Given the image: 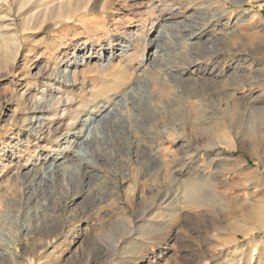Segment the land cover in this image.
I'll use <instances>...</instances> for the list:
<instances>
[{
	"label": "rangeland",
	"instance_id": "1",
	"mask_svg": "<svg viewBox=\"0 0 264 264\" xmlns=\"http://www.w3.org/2000/svg\"><path fill=\"white\" fill-rule=\"evenodd\" d=\"M26 1L0 0V26L15 18L21 39L12 54L0 50V248L7 252L0 264H264V0H45L49 3L37 9ZM168 18L185 19L186 26H166ZM204 28L209 35L200 45L187 39ZM156 34L159 55L168 56L146 74L183 97L175 115L162 113L157 85L150 86L159 94L155 112L115 99L145 71L144 40ZM75 55L76 62L90 58L75 65L76 80L66 83L63 69ZM189 61L201 70L191 77L203 80L193 86L186 79L174 82L173 71ZM240 64L245 87L222 93L212 74ZM121 66L130 79L116 85L119 79L112 75ZM37 100H53L41 111L47 114L45 126L32 121ZM103 102L138 132L149 129L147 143L130 154L129 144L115 140L118 124L99 127L106 149L93 156L102 184L95 180L94 193L80 195L83 172L60 178L55 192L60 199L49 193L47 205L30 211L32 187L20 177L27 157L64 155L60 135L86 118L88 107L98 109ZM153 150L168 166L156 182L138 178L141 160ZM176 162L184 187L168 206L157 193ZM185 181L192 185L187 188Z\"/></svg>",
	"mask_w": 264,
	"mask_h": 264
},
{
	"label": "bare ground",
	"instance_id": "2",
	"mask_svg": "<svg viewBox=\"0 0 264 264\" xmlns=\"http://www.w3.org/2000/svg\"><path fill=\"white\" fill-rule=\"evenodd\" d=\"M16 2H17V4H20V0H16ZM26 3L29 6H31V8L37 9L43 5H46V3H49V2L45 1V0H29V1H26ZM155 7H157V6L152 5L151 9H154ZM62 11L65 12L64 9H62ZM52 12H54V10ZM69 17L70 16H68L67 18H69ZM241 18H242V16H240V18L237 17L236 21L240 20ZM169 19L171 22L166 23V26H170V24H177V23L184 24V22H185V19H180V18L179 19L168 18V20ZM189 23L191 24V22H189ZM220 23H223V21H220ZM182 26H186V24H184ZM192 26H193V24H192ZM22 28L25 29V26H23ZM167 30H168V27H167ZM174 30H176V29H174ZM236 30H238V28ZM208 31H207V28L193 31L191 34H189L187 39L192 41L193 44L200 45L199 44L200 40L204 39L205 37L207 38V36L209 35ZM157 32H159V33L161 32L160 27L158 28ZM162 32H163V30H162ZM181 33H183V32H181ZM159 37H160V35H158V34L154 35L152 38H148V36H146L144 41L146 42L145 43V46L147 47L146 49H149V52H148L149 54L144 59L145 61L144 62L142 61L143 62L142 66L145 69V71L142 74L140 73V74H137V76H135L132 85L128 89L129 91L127 90L128 92L124 93L122 96H120L118 98L115 96V99L122 102L121 106H124V107L129 106L130 109L132 107L135 108L134 110H136V109L137 110H143V109L148 108L149 111L154 110V112H155V110L158 108V104H156V106H155V104H153V101L155 102V99L158 98V95L160 94V99H162V101H160V103H161L160 108H161L162 113L165 115H166V113L168 115H175V114H178L181 110L180 104L183 103V97L177 93L172 94V92L170 91V85L168 86L167 82H162L160 80H158V81L157 80H150V78L148 77L149 75L146 74V70H148L149 68H151V69L152 68H155V69L159 68L161 66V64L167 59V56H168L167 54H161V56L159 55V52L161 51V50H159L160 44L157 42ZM164 41H165V39H164ZM18 43L19 44L21 43L19 26H18L15 18H11V19H9V21L7 23L0 26V50L8 49V50H10V52L12 54V52H14L13 44L17 45ZM155 44H156V46H155L156 48L151 51V48ZM117 45L118 44L113 46V49ZM184 46H186V45H184ZM78 50H82V49H80V47H78ZM118 50L119 49H116L113 54L110 53L105 58V62L107 60H108V62L111 61L117 55L116 52ZM111 52H113V51L111 50ZM144 55H146V54H144ZM195 55H196V53H195ZM77 56L78 55H75L76 60H74L70 64V67L67 66L65 69H63L61 80L62 79L65 80L66 83L75 82V80H76L75 76L77 74H76V71H72L73 68H75V70H76L75 65H78L80 61L82 62V64H84V62L85 63L87 62L85 59L90 58V55L89 56L83 55L84 58L82 60H80L79 62H76ZM193 56H194V54H193ZM207 56H208V54H207ZM185 60H186V58H185ZM196 61H189L188 62L189 65L187 67H184L183 69H176L175 68L176 70H174V71L172 69L173 73L171 75L174 79V82L176 81L178 83L179 80L186 79V80H183V82H185V81L189 82V84L191 86H193V84H195V85L197 84L195 82H199L200 80H203L202 78L197 79L196 77L195 78L191 77L194 74H197V72L201 71L198 68V66L196 67V64H195ZM87 66H88V64H87ZM235 67H234L235 68L234 71L227 72L226 74L224 73L225 70L221 71V72H217L215 74H212V75H214V78L216 81H218L219 83H222V86H223V90H221L222 93H226L229 95L230 93L235 92L237 90H241L245 87L242 84L241 79H240L241 72L244 70L243 65L240 64L239 66H235ZM237 67H238V69H237ZM101 68H102V66H101ZM110 69H112V68H110ZM89 70H87V71H89ZM169 70H170V68H169ZM169 70H167V71H169ZM111 71L112 72H110V73H113V70H111ZM158 71H160V70H158ZM59 72H60V70H59ZM209 73L211 74L212 72H209ZM163 74H164V72H163ZM185 75H187V78L183 77ZM201 76L203 77V74ZM112 77H115V79H119V81L115 80L116 85H118L119 83L127 82L130 79V77L127 76V74L125 73L124 66L117 73H115L114 76L112 75ZM188 77H190V78H188ZM206 79H209V78H206ZM206 79H204V80L207 81ZM209 80H211V79H209ZM211 81L214 84L218 83V82L213 81V80H211ZM152 85H157L160 87L159 88L160 92L158 91L159 94H155L156 92L153 93L150 90V86H152ZM177 89H178V87H177ZM173 91L176 92L177 91L176 88L173 89ZM186 96H188V95H186ZM171 98L174 100L173 101L169 100ZM187 98H189V97H187ZM51 101L53 103V100H50L49 103ZM49 103H48V101L37 100L36 103L33 105L32 111H34L35 114L33 115L32 121L34 123H37L39 125V127H40V125L42 126L43 124H44V126L46 125L45 119H46L47 114L43 115L41 111L49 110V105L51 104V103L50 104ZM77 104H79V103H77ZM69 105H71V104H69ZM110 105L111 104H108V102H106V103L103 102L101 104V107H99L98 109L93 108L92 110H89V107H88V113H86V116H87L86 118L80 119V120H75L74 122H72L68 125V129L65 130V132H63L60 135V137L58 136L59 139L63 142V144H65V150H63L65 153L64 155H62L61 153H58V155H56V156L48 154V155L42 156L41 158H38V156H37V159H36V157L32 153V154H30L29 157H27L26 162L22 165V167L24 168L23 170L25 172L24 173L20 172V177L23 181L27 182V184L32 187V191L30 192V196H29L30 198L28 199V202L26 203L27 206L29 207L30 211L32 210V211L37 212L43 206L47 205V203H49V200H48L46 195L49 193L55 194V197L60 199V197L57 196L55 193L57 184L60 185V183H59L60 178H63L64 180L65 179H71V177H73V175L75 173L81 174L83 172V182L81 183V189H80L81 191L78 192V194H80V195L85 193V192H88L89 190L91 192L94 189V186H95V183H97L96 182L97 180L100 183L103 181L104 176L100 175L95 170L99 166H98V162H96V159H94L93 153H94V151H97V150H102L104 148L106 149V147H104L100 141V139H101L100 129L101 128L106 129V127L108 126V123L110 121H112V123L114 122V123L118 124L119 132L114 136V137H116L115 140H121V142L123 141V143L129 144L128 148H129L130 154H132L133 152H135V154H136V150L140 148L141 142H143L145 144L147 138L149 139V137H150L149 129L143 130V131L139 130V132H138V130H136V128H133L132 125L129 123L130 121H127V119H125V117H123L124 115L120 116L121 114L120 115L118 114V112L116 110L117 108H114V109H111L110 111H107L111 108V107L109 108ZM113 105H115V104L113 103ZM121 108H123V107H121ZM85 111H86V109H84L81 113H83ZM105 111H107V112H105ZM55 113H57V112H55ZM103 113H104V115L101 116ZM98 117H100V119L96 120ZM49 118H51V117H49ZM71 118H72V116H71ZM47 119H48V117H47ZM152 119H153V117H152ZM69 120H70V118H69ZM70 122H71V120H70ZM49 126H50V123H49ZM99 127H101V128L99 129ZM133 136H134V139L131 140V137H133ZM115 140H112L111 143L112 144L115 143ZM99 141H100V143H99ZM93 142L97 143L96 146H94V148L91 146V144ZM105 145H107V144H105ZM109 146L110 145H108V147ZM73 151H74V153L71 156H69V158H67L66 155L73 152ZM52 152H54V151H52ZM99 152L101 153L102 151H99ZM142 152H143V150H142ZM34 153H36V152H34ZM137 153H139V151H137ZM191 154H192V152H191ZM144 156H142V157H144ZM70 160H72V161H70ZM138 162H140V161H138ZM186 162H188V161H186ZM164 163H165L164 160H162L160 158V153L158 150H153V151L149 152L147 154V156L145 157V159L141 160V162H140V167H139L140 170L138 171V178H143L147 181L156 182L163 175L165 169L168 167L167 165H166L167 167H165ZM13 165H15V164H11V166H13ZM180 165L181 164L178 165L177 162L174 164V167L171 168V171L168 175V181L162 187H160V189L158 190V193H157L158 198L162 197L163 204L165 203L168 206H170L172 204L170 201H172V199H175L182 192L183 187H184V179H182L183 178L182 177L183 172H182V168H180ZM14 168H15L14 169L15 171H19L20 166L16 165V167H14ZM191 185H192L191 181H185V186L187 188ZM193 186H194V184H193ZM116 187H115L114 191L118 193V196H121L122 192L120 191V189H118V187L116 189ZM100 192L102 193V191H100ZM100 194L99 195L96 194V199H94V200L98 201V199L101 198ZM39 203H40V205H39ZM255 216H256V214H255ZM256 217H258V216H256ZM3 249L0 248V258L3 257V255L7 254L6 250H3Z\"/></svg>",
	"mask_w": 264,
	"mask_h": 264
}]
</instances>
